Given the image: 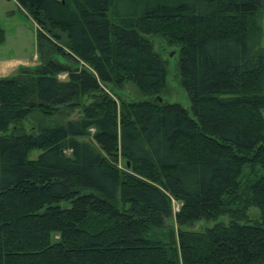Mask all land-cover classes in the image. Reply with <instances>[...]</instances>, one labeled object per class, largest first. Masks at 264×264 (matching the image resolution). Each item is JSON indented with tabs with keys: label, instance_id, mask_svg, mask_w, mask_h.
<instances>
[{
	"label": "trees",
	"instance_id": "1",
	"mask_svg": "<svg viewBox=\"0 0 264 264\" xmlns=\"http://www.w3.org/2000/svg\"><path fill=\"white\" fill-rule=\"evenodd\" d=\"M16 3L40 64L0 79V264H264L263 0ZM146 36L178 48L191 115ZM126 83L148 99L104 89ZM33 112L78 117L17 134Z\"/></svg>",
	"mask_w": 264,
	"mask_h": 264
},
{
	"label": "rangeland",
	"instance_id": "2",
	"mask_svg": "<svg viewBox=\"0 0 264 264\" xmlns=\"http://www.w3.org/2000/svg\"><path fill=\"white\" fill-rule=\"evenodd\" d=\"M264 2V0H263ZM260 27L262 32V45L264 46V7L260 18ZM0 29L4 32V40L0 44V79L10 78L17 75L21 68H35L39 65L37 52L36 32L39 29L31 18L26 15L17 5L16 0H0ZM146 38L151 42L153 50L166 64V88L160 94L162 100L169 104H178L183 107L189 115L190 102L186 91L184 90L177 70V61L179 58L178 48L170 46L168 42L159 36H149ZM64 81L66 75L58 77ZM109 96L117 103L121 100L126 102L147 100L148 97L142 95L132 83H126L120 88H104ZM77 112L65 116L56 115L52 118H44L39 112L30 114L18 127L16 133L24 131L26 133L34 132L32 129L38 127H52L56 124H64L67 121L76 120ZM93 133V130L90 131ZM41 152L37 150L28 153L29 160H35ZM68 154V153H67ZM118 168L125 171L126 167L123 161L119 160ZM180 203L172 202V214L179 210ZM249 219L258 217L259 212L252 207L248 213ZM173 217L165 222L173 228ZM217 222L227 224V219L219 218ZM213 223L198 222L188 230L199 231L203 228H210Z\"/></svg>",
	"mask_w": 264,
	"mask_h": 264
},
{
	"label": "water",
	"instance_id": "3",
	"mask_svg": "<svg viewBox=\"0 0 264 264\" xmlns=\"http://www.w3.org/2000/svg\"><path fill=\"white\" fill-rule=\"evenodd\" d=\"M127 167H129V163H127Z\"/></svg>",
	"mask_w": 264,
	"mask_h": 264
}]
</instances>
